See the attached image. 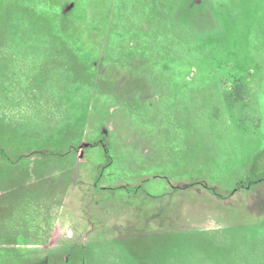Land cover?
Wrapping results in <instances>:
<instances>
[{"label": "rangeland", "instance_id": "obj_1", "mask_svg": "<svg viewBox=\"0 0 264 264\" xmlns=\"http://www.w3.org/2000/svg\"><path fill=\"white\" fill-rule=\"evenodd\" d=\"M0 148V264H264V0H0Z\"/></svg>", "mask_w": 264, "mask_h": 264}, {"label": "trees", "instance_id": "obj_2", "mask_svg": "<svg viewBox=\"0 0 264 264\" xmlns=\"http://www.w3.org/2000/svg\"><path fill=\"white\" fill-rule=\"evenodd\" d=\"M65 154H66L65 151L62 150H41V151H32L29 154H27V156L37 155L42 158H49V157L59 158V157H63ZM0 157L7 161L11 160V158L3 148H0ZM24 157H26V155H22L21 157L18 158V160H21ZM18 160H11V162H17Z\"/></svg>", "mask_w": 264, "mask_h": 264}]
</instances>
